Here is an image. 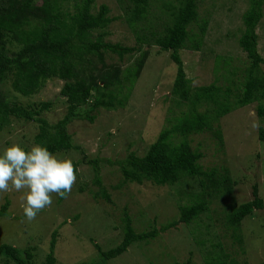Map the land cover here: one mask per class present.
<instances>
[{"label": "rangeland", "instance_id": "374dc122", "mask_svg": "<svg viewBox=\"0 0 264 264\" xmlns=\"http://www.w3.org/2000/svg\"><path fill=\"white\" fill-rule=\"evenodd\" d=\"M94 1L93 13L98 11L100 5H106L109 8L108 17L116 19L107 28L105 41L122 46L136 45V35L124 22L123 12L117 1ZM168 2L174 3V0L150 1L149 16L145 24L156 32L163 29L167 15H161L162 5ZM75 4V0H66L62 2L61 10L72 12ZM248 8L249 0H199L197 24L205 20L206 29L202 38L197 24L190 26L189 30L197 39H201L200 49L192 50V42L188 40L186 48L179 51L191 88L216 84L223 89L229 84L227 80L235 79L231 78V72H237L238 77H243L250 62L240 49L238 39L244 29L242 16ZM143 26L144 23L140 24V27ZM256 33L257 49L264 60V6L263 17ZM147 49L149 55L145 67L124 107L111 111L100 109L92 114L95 117L93 122L74 120L68 125L67 132L78 150L54 154L58 159L77 162L76 183L67 199L58 203L59 197L53 194L51 207L45 208L37 214L35 220L28 222L21 207L22 192L0 193V207L6 200L9 201V217L0 218V244L6 243L19 249L32 247L37 261L42 263L49 251L51 235L57 230L54 250L56 264L95 263L98 257L93 249L90 248L91 252L83 251L80 254L83 244L80 246L78 234L82 233L84 241L87 237H93L95 243L108 250L114 248L122 239L120 221L125 212L131 216L137 232L160 229L178 219V207L185 201H182L175 189L135 184L115 188L122 180L115 162L124 160L130 153L143 156L159 133L169 128L173 118L186 111L185 106L177 107L171 98L176 65L170 59V52H162L155 46H142V51ZM137 55L139 54L124 56L123 60L109 53L105 56L106 63L120 65L123 69L130 66ZM260 69L264 74V62ZM62 85V81L51 79L38 95L20 97V101L29 104L51 101L52 108L41 117L54 124L66 113L64 98L59 93ZM217 123L221 142L208 131L193 135L189 139L191 147L202 153L199 163L203 171L213 168L228 171L233 186L231 195L215 198L210 205L211 211L201 216L202 223L198 226L194 223L189 226L179 224L160 233L148 243L134 244L125 254L109 261L108 264L183 262L190 257V252L193 262L203 263L209 250L212 251L211 257L220 254L219 250L214 251L209 247L201 250L195 242L198 239L191 235L193 231L198 230L205 234L208 224L217 225L216 229L210 227V230L213 229L214 234L218 235L219 243L228 255L227 260L234 259L238 264L264 262L262 211H254L241 222V245L232 239L231 232L225 235L222 231L223 222L220 220L225 206L232 203L231 199L236 205L253 199V185L258 186L259 197L264 200V142L257 138L261 126L257 103L237 109ZM37 125L33 122L14 120L0 133V154L13 144L19 145L25 151L30 150L36 145L34 136L38 132ZM93 160H98L101 187L109 195L110 202L101 198L95 201L93 198V193L98 192L99 187L94 183L91 165L86 163ZM186 183L183 190L190 188V192L199 191L197 181L189 180ZM185 203L188 204L189 201ZM85 245V248L89 246Z\"/></svg>", "mask_w": 264, "mask_h": 264}, {"label": "trees", "instance_id": "16d2710c", "mask_svg": "<svg viewBox=\"0 0 264 264\" xmlns=\"http://www.w3.org/2000/svg\"><path fill=\"white\" fill-rule=\"evenodd\" d=\"M64 1L0 0V133L14 120L33 122L38 124V132L34 136L36 145L46 147L52 154L77 151L67 132L68 125L74 120L93 122L94 112L116 110L127 104L149 55L148 49L142 51L143 45L170 52V59L176 65L171 98L177 107H186V111L173 118L169 128L159 133L143 156L130 153L124 160L115 162L122 176L115 188L128 184L172 188L182 201L188 200L189 203L179 205L177 220L160 229L142 232L135 230L131 216L125 212L120 221L122 239L108 250L95 243L93 237L84 241L82 233L78 234L80 246L83 244L80 254L91 252V248L98 257L95 263L80 264H108L134 244L148 243L179 224L189 226L194 223L198 226L202 223L201 216L211 211L210 205L215 198L231 195L233 186L228 171L217 168L203 171L199 163L202 153L191 147V136L208 131L221 142L217 122L237 109L257 103L261 123L257 138L264 142V74L260 69L264 60L257 49L256 33L263 17L264 0H249V8L242 16L244 29L238 45L250 65L245 68L242 78L237 76V72H231V78L235 79L227 80L229 84L223 89L216 84L191 88L179 54L186 48L188 40L192 42V50L200 49L201 39L189 30L190 26L198 23L199 0L164 3L161 15H167V18L160 32L145 24L151 0H116L123 12L124 22L136 35V45L131 47L105 41L107 28L116 20L108 17L109 8L106 5H100L93 13L94 0H75L73 11L63 12L61 4ZM143 23L144 26L140 27ZM197 25L202 38L206 21ZM137 26L139 29H136ZM108 53L116 55L119 60H123L124 56L139 55L130 66L122 69L120 65L106 63L105 55ZM51 79L63 82L59 93L66 106L65 115L54 124L41 117L52 108L51 101L32 104L20 101V97L38 95ZM86 163L91 165L94 183L99 187L93 198L95 201L101 198L110 202L109 195L101 187L98 160ZM73 165L76 169L77 162ZM189 180L198 182L199 191L183 190ZM252 196L251 201L241 205H236L231 199L232 203L227 204L220 215L222 231L225 235L231 232L232 239L240 245L242 238L239 230L244 218L254 211H262L264 215V200L259 197L257 185L252 187ZM62 201L59 197L58 203ZM8 207L9 201L6 200L0 207V218L9 217ZM210 227L217 228V225L208 224L205 234L198 230L191 235L198 239L195 242L201 250L209 247L219 250L220 254L211 257L212 251L209 250L205 261L200 264H238L234 259L227 260L228 255L224 253L218 235ZM57 235L58 231L54 230L49 251L42 263L37 261L32 247L19 249L6 243L0 244V261L2 264H56L54 250ZM85 244L89 246L85 248ZM190 253L185 261L169 264H197L192 261Z\"/></svg>", "mask_w": 264, "mask_h": 264}, {"label": "clouds", "instance_id": "9594fccd", "mask_svg": "<svg viewBox=\"0 0 264 264\" xmlns=\"http://www.w3.org/2000/svg\"><path fill=\"white\" fill-rule=\"evenodd\" d=\"M76 179L71 159H58L40 145L25 151L13 144L0 154V193L22 192L21 207L28 222L51 207L53 194L67 199Z\"/></svg>", "mask_w": 264, "mask_h": 264}]
</instances>
